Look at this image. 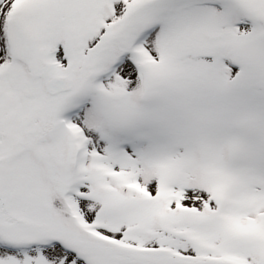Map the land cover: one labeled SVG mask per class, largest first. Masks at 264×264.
Instances as JSON below:
<instances>
[{"label": "snow or ice", "instance_id": "obj_1", "mask_svg": "<svg viewBox=\"0 0 264 264\" xmlns=\"http://www.w3.org/2000/svg\"><path fill=\"white\" fill-rule=\"evenodd\" d=\"M0 264H264V0H0Z\"/></svg>", "mask_w": 264, "mask_h": 264}]
</instances>
